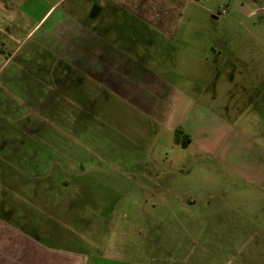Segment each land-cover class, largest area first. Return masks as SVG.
I'll return each mask as SVG.
<instances>
[{
	"label": "rangeland",
	"instance_id": "rangeland-1",
	"mask_svg": "<svg viewBox=\"0 0 264 264\" xmlns=\"http://www.w3.org/2000/svg\"><path fill=\"white\" fill-rule=\"evenodd\" d=\"M258 3L264 0L188 4L176 38L149 47L155 64L168 67L162 77L169 74L184 92L193 89L196 76L205 89L211 75L204 70L210 67H234L238 81L264 80V22L246 19L249 5ZM236 10L238 17L229 19ZM141 42L133 46L136 54ZM29 70L40 73L37 67H0V143L16 139L28 153L38 148L37 156L49 162L35 175L42 209L33 212L36 222L25 221L43 244L75 253L87 264H237L240 252L245 264H264V189L255 182L263 165L251 166L262 157L259 151L248 160L234 145L222 159L195 146L185 149L183 130L169 133L148 121L138 104L90 93L89 103L98 98L100 103L84 111L62 97L63 79L58 89L39 85ZM24 117L39 134L17 135ZM55 164L63 166L54 169L51 183L46 176L53 175ZM199 225L227 231L190 230ZM217 236L236 244H201Z\"/></svg>",
	"mask_w": 264,
	"mask_h": 264
},
{
	"label": "crops",
	"instance_id": "crops-1",
	"mask_svg": "<svg viewBox=\"0 0 264 264\" xmlns=\"http://www.w3.org/2000/svg\"><path fill=\"white\" fill-rule=\"evenodd\" d=\"M196 1L0 0V67H37L40 73L29 70L28 74L37 78L39 85L48 83L56 89L63 79L62 97L71 99L69 104H80L84 111L100 103L99 98L89 103L90 93L119 96L138 104L137 109L147 111L148 121L167 128L169 133L183 130L188 139L185 149L195 146L200 153L222 159L234 145L248 160V154L259 151L262 157L252 160L251 166L263 165L262 178L255 182L264 189V80L260 78L255 84L243 77L238 81L234 67H210L204 70L205 75H211L205 89L196 76L193 89L184 92L176 80V86L171 84L169 74L166 80L162 77L168 67L155 64L149 52L155 43L176 38L174 30L184 8ZM231 5L236 9L235 3ZM234 15L238 17L237 10L229 19ZM255 16L261 25L264 5H249L246 19ZM137 41H142V48L136 54L133 46ZM235 88L238 93L233 94ZM145 96L146 100H141ZM140 100L146 108L140 106ZM187 121H193L190 127ZM16 132L18 136L40 133L36 128L29 129L26 117L18 121ZM38 150L33 147L34 152L28 153L16 139L0 143V264H87L75 253L43 244L38 231L34 234L25 223L36 222L33 212L42 209L35 175L49 162L37 156ZM61 166L55 164L53 175L46 174L49 182L53 183L54 169ZM215 228L199 225L190 230L227 231L220 225ZM218 238L202 240L204 244L199 241L204 248L226 245L225 241L236 244L232 238ZM244 246L241 242L240 251H245ZM237 256L241 257L237 264H245L244 255L240 252Z\"/></svg>",
	"mask_w": 264,
	"mask_h": 264
},
{
	"label": "trees",
	"instance_id": "trees-1",
	"mask_svg": "<svg viewBox=\"0 0 264 264\" xmlns=\"http://www.w3.org/2000/svg\"><path fill=\"white\" fill-rule=\"evenodd\" d=\"M176 133H178V132H176ZM179 133H180V131H179ZM183 138L185 139V141H183V142L181 143V145H182L183 147H185V146L187 145L188 139H187L186 136H184ZM174 141H175L176 144H179V142H178V141H179L178 137H175Z\"/></svg>",
	"mask_w": 264,
	"mask_h": 264
}]
</instances>
